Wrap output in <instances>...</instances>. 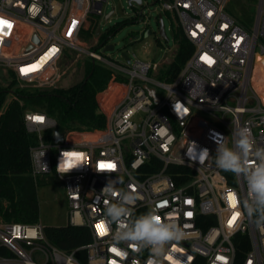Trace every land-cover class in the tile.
<instances>
[{"label": "built area", "instance_id": "2783aa9c", "mask_svg": "<svg viewBox=\"0 0 264 264\" xmlns=\"http://www.w3.org/2000/svg\"><path fill=\"white\" fill-rule=\"evenodd\" d=\"M157 1L194 48L172 79L160 70L165 62L146 63L125 53L130 62L122 55L125 65L115 64L89 45L91 38L110 52L95 19L111 21L115 9L106 19L108 0H0V20L6 22L0 24V80L16 89L56 87L74 53L111 73L96 96L103 129L62 131L57 142L54 119L24 113L26 130L36 136L32 175L64 183L68 223L87 227L91 242L68 253L49 243L41 222L0 219V264H146L147 249L137 253L113 241L117 226L105 209L116 200L102 189L117 176L122 183L115 188L137 196L125 217L129 223L156 210L162 221L183 230V239L166 246L159 264H264V225L240 206L249 200L245 174L215 163L217 143L236 148L239 137L233 133L241 127L256 147H264V0L252 26L228 10L230 0ZM203 149L209 155L200 163Z\"/></svg>", "mask_w": 264, "mask_h": 264}, {"label": "trees", "instance_id": "16d2710c", "mask_svg": "<svg viewBox=\"0 0 264 264\" xmlns=\"http://www.w3.org/2000/svg\"><path fill=\"white\" fill-rule=\"evenodd\" d=\"M237 18L240 22H245L240 17ZM176 41L177 54L167 70L169 79L181 71L194 51L181 31H177ZM110 77L109 70L89 61L82 81L67 90L53 87L13 91L11 87H4L0 83V111L11 92L16 97L6 104L0 115V218L4 222H39L38 191L40 187L52 183L50 176L32 175L30 148L36 144V136L26 130L25 111L46 114L57 122L61 131L103 129L106 121L98 110L96 96L107 85ZM44 233L50 244L68 253L92 240L87 227L69 223L62 226H44ZM80 253L77 252L78 255Z\"/></svg>", "mask_w": 264, "mask_h": 264}, {"label": "rangeland", "instance_id": "374dc122", "mask_svg": "<svg viewBox=\"0 0 264 264\" xmlns=\"http://www.w3.org/2000/svg\"><path fill=\"white\" fill-rule=\"evenodd\" d=\"M247 2L248 4H245ZM258 3L259 0H230L228 10L243 19L249 26H252L257 14ZM161 7L162 2L157 0H143L141 5L134 3L132 6L129 5L128 0H108V3H105L104 6L106 14L115 9L111 21H106L101 16H95V19L101 29L102 39L114 45L115 50L103 53V50L95 45L94 39L90 38L87 41L91 47L93 46L94 50L104 54L115 64L125 65V61L122 58L125 53L133 60L138 59L146 63L165 62L160 69L164 73L169 69L170 65L168 62L174 60V53L176 52L177 54L178 44L176 41V22L172 14L163 12ZM161 12L168 40L159 37L158 34L157 16ZM150 32L153 33L146 36ZM88 63V58L74 53L68 62L66 61L63 67L66 73L56 88L67 90L82 81L85 77ZM158 79L165 81L162 76H159ZM0 83L4 87L7 86L17 90L15 84L10 83L7 79L0 80ZM12 98L9 94L6 97L4 106ZM50 177H52V183L48 186L40 187L38 191L40 201L39 222L45 227L62 226L67 224L69 219L66 189L63 182L55 176Z\"/></svg>", "mask_w": 264, "mask_h": 264}, {"label": "clouds", "instance_id": "9594fccd", "mask_svg": "<svg viewBox=\"0 0 264 264\" xmlns=\"http://www.w3.org/2000/svg\"><path fill=\"white\" fill-rule=\"evenodd\" d=\"M233 135L239 137L234 141L236 148L229 147L223 141L217 143L215 163L218 168L234 175L245 174L249 200L247 203L240 201L242 213L251 216L254 223L261 226L264 225V147L255 146L254 138L246 127H241ZM70 152L64 151L62 155ZM208 155L207 149L201 150L199 162L203 163ZM117 182L122 183L119 176L102 189L103 194L116 200L105 209L107 219L117 226L113 234L114 243H125L137 253L147 249L150 255L146 264H159L157 258L164 254L166 246L183 239V230L174 222L162 221L156 210H149L129 223L125 217L137 196L132 191L121 193L115 188Z\"/></svg>", "mask_w": 264, "mask_h": 264}, {"label": "water", "instance_id": "95a60500", "mask_svg": "<svg viewBox=\"0 0 264 264\" xmlns=\"http://www.w3.org/2000/svg\"><path fill=\"white\" fill-rule=\"evenodd\" d=\"M142 2H143L142 0H128L129 5H132L133 3H136V4H138V5H141ZM111 14H112V11L108 13L106 19L109 18ZM158 18H159V35H160V37L165 38V39L168 40V38H167V34H166V31H165V24H164L163 16H162V15H159ZM97 34H99V31L97 32ZM150 34H152V32L147 33L146 36H148V35H150ZM106 41H107V40H106ZM102 45H103V43H102ZM113 50H114V45H112V44H108V45H106V47L104 48V51H105V52H107V51H113ZM123 56L126 58L127 63H129L130 60H129V58L127 57V55H126V54H123ZM149 92H150V94H151L153 97H155V91H154V89H149ZM155 99H156V101H158V98L155 97ZM54 137H55V140H56L57 142H58V141H63V138H64V132H62V131H60V130H56L55 133H54Z\"/></svg>", "mask_w": 264, "mask_h": 264}, {"label": "snow or ice", "instance_id": "6c2138e0", "mask_svg": "<svg viewBox=\"0 0 264 264\" xmlns=\"http://www.w3.org/2000/svg\"><path fill=\"white\" fill-rule=\"evenodd\" d=\"M2 23H6V22L0 20V24H2ZM177 107H179V105ZM69 166H71V165H69ZM229 199L232 200L233 201V205H235V198L231 194L229 195Z\"/></svg>", "mask_w": 264, "mask_h": 264}]
</instances>
